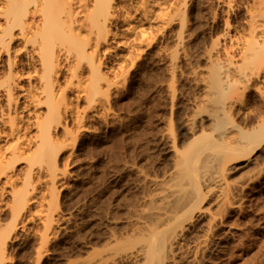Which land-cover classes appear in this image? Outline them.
Masks as SVG:
<instances>
[{
    "label": "rangeland",
    "instance_id": "1",
    "mask_svg": "<svg viewBox=\"0 0 264 264\" xmlns=\"http://www.w3.org/2000/svg\"><path fill=\"white\" fill-rule=\"evenodd\" d=\"M224 1L192 0L181 45H175L172 33L179 27L169 28L130 67L126 82L111 93L102 118L87 122L75 146L59 154L62 182L52 207L60 217L48 229L34 221L19 226L18 236L7 245V264H37L39 259V264H139L134 255L147 249L151 229L160 226L158 233L167 241L195 214L198 219L171 251L172 260H166L170 249L165 247L153 264H264V136L258 147L249 149L252 152L221 163L222 170L206 162L220 153L211 146L220 143L217 119L201 84L211 66L209 57L239 62L248 11L257 2ZM235 101L228 117L220 119L232 114L228 120L239 127L234 134L240 139L242 131H252L264 119V98L255 90H239ZM195 132L203 140L193 144ZM196 145L201 147L197 166L215 174V182L199 192L184 176V159ZM181 183L185 193L179 197L158 193L166 185ZM0 189L2 211L10 195ZM195 197L199 205L191 212L189 201ZM174 204H181L179 224L161 226L160 216L176 210ZM1 211L2 230L11 219L8 210Z\"/></svg>",
    "mask_w": 264,
    "mask_h": 264
},
{
    "label": "bare ground",
    "instance_id": "2",
    "mask_svg": "<svg viewBox=\"0 0 264 264\" xmlns=\"http://www.w3.org/2000/svg\"><path fill=\"white\" fill-rule=\"evenodd\" d=\"M191 3L192 0H0V185L10 195L2 208L9 211L11 219L0 229V264H7V245L18 236L19 226L24 228L34 221L48 229L55 217H60L52 207L57 201L55 190L62 182L59 154L75 146L79 134L87 130V122L103 116L111 93L123 85L130 67L169 28L179 27L171 31L176 32L175 45H181ZM255 4L254 10L248 11V30L238 47L239 62L210 56L211 66L201 83L217 119L220 143L211 146L220 153L206 159L215 167L223 162L225 165L232 157L245 156L264 136V119L256 128L252 126V131L243 128L240 139L235 135L238 133L234 134L235 127H239L228 120L232 114L228 121L220 119L227 116L239 90H255L264 98V0ZM159 54H163L162 50ZM170 59L174 66L173 56ZM198 134H193V144L202 138ZM196 146L184 159V176L199 192L203 186L211 185L215 174L197 166L201 147ZM183 185L169 184L158 193L179 197L185 193ZM178 205L174 204L176 210L160 214L161 226L179 224L181 204ZM198 205L195 197L186 208L191 211ZM197 219L195 214L189 223L179 224L167 241L158 233L160 226L151 229L148 247L135 253L136 261L153 264L165 247L170 252L164 257L171 261V251L180 246L183 235Z\"/></svg>",
    "mask_w": 264,
    "mask_h": 264
}]
</instances>
